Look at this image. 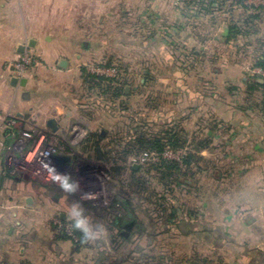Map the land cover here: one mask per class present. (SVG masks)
I'll list each match as a JSON object with an SVG mask.
<instances>
[{
    "label": "rangeland",
    "instance_id": "obj_1",
    "mask_svg": "<svg viewBox=\"0 0 264 264\" xmlns=\"http://www.w3.org/2000/svg\"><path fill=\"white\" fill-rule=\"evenodd\" d=\"M40 1V5L44 7L45 20L48 5H60L61 8L63 5H121L119 11L121 21L128 24L132 16L129 17L127 11L122 12L124 5H130L132 0ZM216 1L221 2V0ZM225 1V5H242L241 8H238L239 6L236 8L233 16L235 19L232 22L243 25L245 30L251 31L249 36H239L238 39L242 41L238 40L239 42L235 43L236 47L231 54L227 55V59H218L213 63L204 57L206 54L203 52L201 57L194 60L195 68L192 66L189 68L188 71L192 69V73L180 74L178 66L181 60L184 61V54H186L184 52L189 50L182 51L181 48L167 53L165 50L158 49L160 54L164 55L147 60L141 55L135 58L129 57L125 45L120 47L119 57L94 59L83 67L92 73H97L92 69L98 66L118 67L120 69L118 74L103 75L120 76L125 93L132 94L129 101L126 100V94L116 99H112V94H108L109 98L106 99L105 96L101 102L96 92L94 94L89 91L84 81L85 72L82 70L81 84L71 83L69 86L71 89L57 95L55 106H51L59 107L60 113L53 111L52 108L48 113L51 116H58L57 121L61 127L62 125L64 127L84 126L88 134L95 130L107 131L111 138L118 140L109 141L119 163L137 165L138 171L134 173L130 166L118 170L113 167V164L107 162L104 164L106 166L103 165V171L100 169V172L105 182L102 181V184L104 183L102 186L106 187L107 192L109 183L115 187L120 186L125 195L137 199L136 203L142 204L137 213L145 229L148 228L149 232H157L163 227L165 230L154 234L151 242L155 243V248L148 249L150 256L145 257L142 262L151 261L153 255L157 258L154 264H165L164 261L160 263L159 258L168 257L171 254L172 258L165 261L166 264H189V261L194 259L208 260L213 264H264V145L262 144L264 117L263 111L257 106L264 95L258 88L253 90L249 88L255 80L264 81V76L253 72L251 68L264 53V0ZM175 2L177 5H183L186 13H193V16H196L191 19L193 34L203 42L211 40L213 38L211 33L213 34L215 30L212 32L206 20L214 18L215 5L206 4L205 9L196 5L192 9L184 5V0H175ZM222 10L220 7L218 12L223 13ZM79 13L74 12V15L78 16ZM59 14L63 16V9H60ZM253 14H258V17L253 18L251 16ZM218 15L220 14H217V17ZM207 16L210 18L207 19ZM148 20L151 18L148 17ZM34 22L36 21L33 20L32 23ZM221 22L222 25L226 23ZM222 25L216 29L220 35L222 31L224 33ZM227 25L230 30V22ZM122 27L127 29L125 25ZM119 36L121 41L126 43V32H122ZM194 45L196 44L191 47ZM191 64L195 65L193 62ZM136 65H140L141 68ZM249 65L251 67H248ZM39 68L40 66L30 70L29 75L36 73ZM143 68H147L148 73L143 72ZM213 68L216 70L215 73ZM198 70L199 73H197ZM180 77L186 80L184 82H187V85H184L189 89L191 84L197 82L201 85V91L206 94L210 92L214 98L213 106L207 108L202 105L199 109L193 107L195 95L193 93L191 95L192 90L186 91V88H183ZM208 81L215 85L214 89L210 88L209 91L206 90ZM181 92L184 93L182 97L178 96L182 94ZM124 101H128L130 112H124L125 110L122 109ZM169 128L175 131L183 130L180 139H186V141L182 148L168 145L162 152L155 149L139 151L138 143L133 144L142 133L146 136L157 133L164 135ZM208 137H210L209 147L197 152L199 159L195 158L190 165L191 170L183 168L173 172L176 178L180 177L181 181L187 182L186 185L184 184L181 188L173 177L167 180L168 184L161 181L159 170L162 172L167 170L165 167L157 168V163L166 160L168 163H177L180 167H185L183 158L186 152L196 151L194 148L196 141L200 143ZM246 137L248 139H244ZM109 141L107 140L105 144ZM83 142L74 147L76 151L85 153L82 147ZM257 146L259 148H256ZM127 147L130 151L128 155H125L123 151ZM70 175L72 180L79 181L80 184L79 191L71 195L80 202L93 204L80 196V191L85 184L83 180L86 177L75 172ZM110 176L111 179L108 180L107 177ZM57 185L52 184V186ZM106 190H104L105 193ZM53 200V197L50 199L46 197L41 207L36 209V212L45 210L50 213L54 210V214H49L48 219L39 217L35 212L21 219L26 224L25 231H28L29 235L41 237L44 241H48L53 236L54 239L57 238L56 240L60 239V242H66L63 250L68 253V258L72 261L78 263L92 259L96 254L93 247L95 242H80L76 245L79 237L75 234L71 221L61 220L55 214L58 208L54 207ZM57 204L65 208L64 201H58ZM93 205L99 206V204ZM176 206L181 209L184 221L190 224V226L184 225L177 232L163 220L164 215H169ZM47 224L50 230L46 232ZM4 229H6L5 226ZM144 232L141 233V237L145 235L146 232ZM111 236L112 234L107 232L102 239L105 241V247L110 249L108 250L110 253L125 254L128 247H131L128 243L122 245L121 239L113 240ZM147 241H149L148 238ZM24 243L21 241L18 245L14 244V248L8 249L7 253L0 252V255L2 257L5 255L4 258L8 261L13 259L14 264H36L38 260L45 262L44 259L42 260L45 257L48 263H55L59 259V256L52 257V253L48 256L40 255L42 258L37 259L34 250ZM21 246L25 247L23 254L19 250ZM77 247L79 252L74 250Z\"/></svg>",
    "mask_w": 264,
    "mask_h": 264
},
{
    "label": "crops",
    "instance_id": "obj_2",
    "mask_svg": "<svg viewBox=\"0 0 264 264\" xmlns=\"http://www.w3.org/2000/svg\"><path fill=\"white\" fill-rule=\"evenodd\" d=\"M40 2V0H0V108L5 113L26 116L32 123L36 122L34 124L38 125H43L52 117L57 119V115L51 116L48 113L51 108L60 113L59 107L51 106H55L57 95L71 89L69 88L71 83L81 84L83 66L94 59L119 57L120 47L126 45L128 56L131 58L141 55L147 60L164 55L160 54L161 49L171 53L172 50L182 48V51L189 50L184 53L193 55L196 60L204 52L206 54L204 57L215 63L218 59H227V55L231 54L236 47L235 43L241 40L238 39L241 35L227 39L223 31L221 35L216 32V29L222 25L221 21L226 22L222 25V30L228 27L229 22L230 25H234L235 22H232L235 19L234 12L238 6V8L242 7L238 4L225 5V0L219 2L223 6H220L217 1L212 4L216 7L214 18L206 21L209 22L208 26L212 32L213 30L215 32L211 33L213 38L207 42H203L191 31V19L196 16H193V13H186L183 5H177L175 0H132L130 5H124L122 8V12L127 11L129 17L132 15L128 24L120 19L121 5H63L62 8L60 5H48L45 20L44 7L40 5ZM220 7L223 13L218 12ZM60 9L64 11L63 16L59 14ZM77 11L80 12L78 16L74 15ZM217 14L222 16L217 17ZM146 15L151 20H148ZM209 18L207 16V19ZM33 20L36 22L32 23ZM123 25L127 28L126 30L122 27ZM122 32H126V43L119 38ZM190 44L196 45L191 47ZM27 50L39 55L43 65L36 73L28 76L25 86L13 85L9 65ZM176 56H178L177 53ZM64 58L69 61L66 68L60 66V61ZM193 63L195 68L196 62ZM136 66L141 68L140 65ZM191 70L178 68L180 74L192 73ZM214 71H216L215 68L213 73ZM143 72H148L147 68H143ZM199 72L198 70L197 73ZM180 79L183 82V88H186V91L192 90L191 95L192 93L195 95L193 107L199 109L202 105L207 108L213 106L214 98L210 92L206 94L201 91V85L197 82L191 84L189 89L186 86L187 82H184L186 80L183 77ZM206 85L207 91L215 86L211 81H208ZM240 88L243 87L240 86ZM178 96L182 97L184 94ZM262 144L264 145V136ZM44 196L48 199L53 197L54 207L58 208L55 214L61 220L71 221L70 207L76 198L64 192L59 185L52 186L31 178L0 177V252L7 253L8 249L15 247L14 244L18 245L19 242L24 241L28 248L34 250L37 259L51 253L52 257L59 256L55 263H48L46 257H41L45 262L38 260L36 264H105L103 260L106 255L101 252L105 241L102 239L93 243L96 254L92 259L77 263L70 260L68 253L64 252L66 242H60L59 238L56 240L57 238L54 239L53 236L48 241H44L41 237L29 235L28 231H25L26 224L21 219L26 218L29 213L35 212L43 219L45 217L48 219L49 214H54L53 209H49L53 210L52 213L45 210L36 212V209L41 207L43 199L45 201ZM28 199L32 200L30 204ZM61 200L64 201L65 208L57 204ZM95 217H100L98 212ZM49 230L47 224L45 231ZM38 244L47 248L38 247ZM24 248V246L20 247L21 254L24 253ZM74 250L80 251L79 248ZM4 256L0 255V264H14L13 259L8 261ZM115 262L113 264H129L126 259Z\"/></svg>",
    "mask_w": 264,
    "mask_h": 264
},
{
    "label": "built area",
    "instance_id": "obj_3",
    "mask_svg": "<svg viewBox=\"0 0 264 264\" xmlns=\"http://www.w3.org/2000/svg\"><path fill=\"white\" fill-rule=\"evenodd\" d=\"M42 64L43 61L39 55L27 50L9 65V69L12 77L28 78L30 70ZM251 68L253 72L264 76L262 67ZM92 70L100 75H115L120 72L116 66H98ZM34 123L26 116L5 113L0 108V177L31 178L40 183L56 185L58 183L53 180L45 165L55 167L59 173L68 174L70 168L77 171V165L83 161H90L93 165L98 164L97 161L88 157H83L76 162L72 160L78 154L74 147L80 145L88 136L84 126H65V128L59 125L57 130H53L47 122L43 125ZM56 155H68L71 157V162L68 164L56 162L54 160ZM83 176L86 179L83 180L85 184L80 191V196L85 197V194H90L91 198L82 199L93 204L100 202L106 204L108 197L107 194L104 196L105 189L102 186L104 183L102 184L103 176L100 168H92Z\"/></svg>",
    "mask_w": 264,
    "mask_h": 264
},
{
    "label": "trees",
    "instance_id": "obj_4",
    "mask_svg": "<svg viewBox=\"0 0 264 264\" xmlns=\"http://www.w3.org/2000/svg\"><path fill=\"white\" fill-rule=\"evenodd\" d=\"M206 2H208V3H206ZM213 2H216V0H184V5H188V7L189 8L192 7V9H193V7H196V5H199L201 8L205 9L204 7H206V4L211 6L213 4ZM251 16L253 18L254 17L256 18V17H258V14H253ZM239 35H243V36L248 35L249 36V35H251V31L245 30L243 25H238L236 23L234 25H231L229 34L227 35V39H230L231 37H237ZM184 55H185L184 61L181 60V62H180L181 64L178 67H180L181 69L184 68L185 70L186 69L189 70V68L191 66L193 67V65L191 63L194 62L195 59H194V56L191 54H184ZM186 63H189V64H186ZM256 65H258L264 69V53L262 55H260V57L258 58V61L256 62ZM82 70H83V72H85V74L83 75L84 81L88 85L89 91H91L94 94L96 92L99 95V100L101 102H103L102 99L105 96H106L105 97L106 99L109 98L108 94H112V96H111L112 99H114V98L116 99L119 96L126 94V97H127L126 100H128L130 98V96L132 95L129 93H125L124 86H122V83L120 81L121 80L120 76L119 77L118 76L117 77H107V76L100 75L97 73L89 72L86 70L85 67H83ZM251 84L252 85L249 87L251 90L258 88V89L263 91V95H264V81L255 80L254 83H251ZM212 89H214V87L211 88V90ZM182 94H184V93H182ZM128 101H124V104L122 105V109L125 110L124 112H130V107L128 105ZM257 106L259 107V109L261 111H263V117H264V97H261V102ZM211 132L213 133V131H211ZM182 133H183L182 129H181V131L180 130L175 131L173 128H169L168 130H166L164 135H160V133L159 134L157 133L154 135L146 136V134L142 133V134L138 135V137L134 140L133 144L136 142L138 143L137 147L139 148L138 149L139 151L155 149V150L162 152L165 149V147L168 145H172L175 148H182L184 146V142L186 141V139L185 140L180 139V137H181L180 135H182ZM212 133H210V134H212ZM105 139H107L108 141L109 140H111V141L117 140V138H114V137L111 138V136H109L107 131H101V130L100 131H97V130L91 131L88 134L85 141L83 142V145H82L83 150H85V153H87L88 151L91 152L97 146L101 150H103V152H105L109 155H114L115 152H114L113 146L111 147L110 141L105 144V142H107V140L105 141ZM209 144H210V137H208L205 140L200 141V143H199V141H196V145L194 147L196 151L186 152V155L183 158V164H184L183 166H185V167H180L179 164H177V163H168L166 160L160 161L161 163H157L158 164V165H156L157 168H159V167L164 168L165 167L167 170L165 172L164 171L162 172L161 170H159V173L161 174L160 175L161 181L166 182V184H168L167 180L173 177L177 180V184L181 188L184 186V184L186 185L187 182L181 181L179 179L180 177L176 178L174 176L173 172L177 171V170H183V168L189 169V171H190L191 170L190 165H192L195 158L199 159L197 152L204 150V149H207L209 147ZM129 151H130L129 148L127 147V149L125 148L123 153L125 155H128ZM122 158L124 159L125 157H122ZM117 160H118V158H117ZM124 160H126V158ZM123 163H125V162H123ZM162 164H165V165L162 166ZM137 171H135V172H137ZM140 180H142V179H140ZM122 200L125 203H128L127 198H123ZM74 202H79L83 206V208L86 209L85 214L91 217L93 224H97V222H98L97 220L99 219V217L98 218L95 217L97 212H103L104 215H107V213L109 212V209H102V208H100L96 205L90 204V203L80 202L78 200H75ZM140 205H142V204H140ZM181 212H182L181 209L176 206L172 209V212L169 213V215L166 214L163 217L164 218L163 220L166 223H169L170 228L173 229L175 232L180 231V228H183L184 225L190 226L189 222L184 221ZM136 218L138 219V213L136 214ZM138 220L140 221V224H141V230L139 232H135L134 235L130 238V242H129L130 244H128V246H131V247L130 248L128 247L127 252L125 254L115 255L113 253H110L105 246L102 247L101 252L105 253L104 255H106L105 259L103 260L105 264H108V263L113 264V262H115V260H116V262H120V260L122 261L125 259L129 262V264H154L153 262H154V260H157V258L153 255L151 256V261L146 260V262H142V260L145 257L150 256V255H148L149 254L148 253L149 248L150 249L155 248V243L151 242L154 238V234H157L158 232L163 231L164 228L162 227L157 232H155V231L149 232L150 230L148 231V228L145 229L142 221L140 219H138ZM95 221H97V222H95ZM71 223H72V221H71ZM74 232L79 237V242L76 243V245H79L80 242L81 243L84 242V240L82 238L83 237L82 233L77 231V230H74ZM143 232L145 233V235H143V237H141V233H143ZM147 238L149 239V241H147ZM78 248L79 247H77V249ZM171 258H172V255L169 254L168 257L163 256V257L159 258V260L161 259L160 263H162V261H164V263L166 264V262L169 261V259H171ZM189 264H213V263L209 262L208 260H204V259L202 261H199L198 259H194L192 261H189Z\"/></svg>",
    "mask_w": 264,
    "mask_h": 264
},
{
    "label": "flooded vegetation",
    "instance_id": "obj_5",
    "mask_svg": "<svg viewBox=\"0 0 264 264\" xmlns=\"http://www.w3.org/2000/svg\"><path fill=\"white\" fill-rule=\"evenodd\" d=\"M77 156L73 158V161H78L79 159H82L84 156L88 158H92L95 161L98 162V164H95V167H99L101 170L105 163L109 162L110 164H113V167L115 169H125L127 166L135 173V171L138 170V167L136 164H133L132 166L129 165V163H119V160H117L116 155H109L103 150H101L99 147H95L94 150L87 153H81L77 151ZM88 154V155H87ZM118 163H117V162ZM104 165V166H103ZM103 171V170H102ZM110 174V172H109ZM107 179H111V176ZM104 181V180H103ZM105 183V182H104ZM108 183V182H107ZM106 190V187L104 188ZM109 193L106 190V193L104 191V196L107 194L108 201L106 204H103L102 202L99 203L100 208L102 209H109V212L107 215H104L103 212H98V215L100 216L97 220L98 223H102L105 228L107 229V232L112 234V239H121V244H130V238L134 235L135 232H139L141 230V224L140 221L136 218L137 212L141 209L140 203L137 199H132L128 195H125L124 192L121 190V187H115L113 184L111 185L109 183ZM127 198L128 203H125L122 199ZM98 218V217H97ZM83 238V237H82Z\"/></svg>",
    "mask_w": 264,
    "mask_h": 264
},
{
    "label": "clouds",
    "instance_id": "obj_6",
    "mask_svg": "<svg viewBox=\"0 0 264 264\" xmlns=\"http://www.w3.org/2000/svg\"><path fill=\"white\" fill-rule=\"evenodd\" d=\"M48 168L50 175L55 182L58 183L59 187L66 193L75 194L79 191V181L72 180L70 174L59 173L55 167L45 165ZM91 198L90 194H85V197ZM86 209L79 202H74L71 205L69 213L72 221V228L82 233L83 240L85 243L95 242L103 239L107 234V229L102 223L93 224L90 216L86 215Z\"/></svg>",
    "mask_w": 264,
    "mask_h": 264
},
{
    "label": "water",
    "instance_id": "obj_7",
    "mask_svg": "<svg viewBox=\"0 0 264 264\" xmlns=\"http://www.w3.org/2000/svg\"><path fill=\"white\" fill-rule=\"evenodd\" d=\"M229 31H230L229 28L225 27L223 35L227 36L229 34ZM68 63H69V61L67 59H65V58L61 59L60 66L66 68L68 66ZM12 84L25 86L27 84V78L19 79L17 77H13L12 78ZM47 125L49 127H51L53 130H57L59 128V123H58L57 119L54 117L47 120ZM54 160L56 162H63V163L68 164L71 162V157L68 155H56ZM77 168H78L77 171H74V170H72V168H70V171L68 172V174H72L75 172L78 175L79 174L86 175L90 169L95 168V167L92 163H90V161H87V162L83 161L79 165H77ZM27 201L29 204L32 202L31 199H28Z\"/></svg>",
    "mask_w": 264,
    "mask_h": 264
}]
</instances>
